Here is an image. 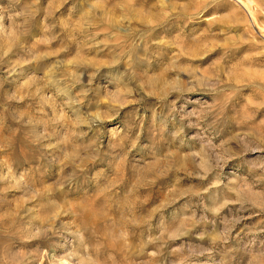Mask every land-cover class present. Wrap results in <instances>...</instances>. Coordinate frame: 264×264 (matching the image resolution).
Listing matches in <instances>:
<instances>
[{"label": "rangeland", "instance_id": "374dc122", "mask_svg": "<svg viewBox=\"0 0 264 264\" xmlns=\"http://www.w3.org/2000/svg\"><path fill=\"white\" fill-rule=\"evenodd\" d=\"M0 264H264V0H0Z\"/></svg>", "mask_w": 264, "mask_h": 264}]
</instances>
